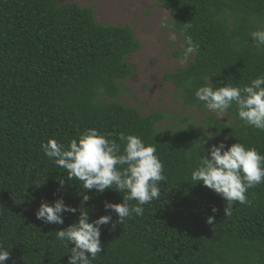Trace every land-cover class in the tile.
Masks as SVG:
<instances>
[{
    "label": "trees",
    "instance_id": "1",
    "mask_svg": "<svg viewBox=\"0 0 264 264\" xmlns=\"http://www.w3.org/2000/svg\"><path fill=\"white\" fill-rule=\"evenodd\" d=\"M161 6L185 49V35L199 45L186 68L165 76L183 110L202 117L199 123L183 113L143 115L119 101L123 81L135 76L128 59L142 47L128 26L99 24L92 8L57 0H0V245L11 252L7 264H68L72 245L65 247L55 231L76 223L79 213H65L63 225L44 224L35 213L41 202L61 197L79 208L83 195L90 197L89 222L111 214L115 224L101 227L103 251L92 264H264V183L246 193L250 206L236 202L226 217V201L191 180L199 153L206 155L207 134L213 138L205 150L239 142L264 155V131L245 127L235 105L223 119L194 96L205 78L213 88L243 87L264 75V47L251 39L264 29V0H162ZM92 128L112 133L108 139L117 143L123 132L156 148L167 180L143 216L117 223L104 203H122V193L87 191L41 150L49 139L67 146Z\"/></svg>",
    "mask_w": 264,
    "mask_h": 264
},
{
    "label": "clouds",
    "instance_id": "2",
    "mask_svg": "<svg viewBox=\"0 0 264 264\" xmlns=\"http://www.w3.org/2000/svg\"><path fill=\"white\" fill-rule=\"evenodd\" d=\"M168 27L167 24L163 25ZM169 40L175 44L177 35L174 31L169 34ZM251 39L257 48L264 47V29L251 33ZM186 49L183 53V62L187 63L192 54L198 50L191 36H184ZM205 86L199 87L195 99L202 102L208 112L224 114L235 105L238 118L245 127L264 131V75H260L243 87L226 85L213 88L210 78H205ZM113 135L101 134L97 129H85L79 139H72L65 146L55 139H49L41 144L44 155L58 168L66 170L69 180L82 183L87 191L96 190L103 193L106 190H115L123 194L122 203L105 201L106 212L116 214L117 223L124 224L126 219L143 216V206L160 196L159 182L166 181L163 175L164 166L156 155L153 145H146L139 136L118 134L120 143L108 139ZM202 139V150L206 155L198 156V164L191 173V180L202 184L214 191L224 201V215H232L234 203L251 205L246 193L249 189L264 183V155L256 148L245 147L242 143L226 147L224 142L213 144L203 149L213 137L211 134ZM60 192L64 187V180H60ZM40 187V186H39ZM86 191V192H87ZM90 197L83 195L79 208L67 205L61 197L53 203L41 202L35 215L44 224H64V214L79 213L78 221L66 229L55 231L56 239L70 248L68 264H92L102 253L101 227L112 224L111 214L103 215L89 222L90 217L84 204ZM135 201V205H130ZM219 209L212 208L216 213ZM208 223H213L209 217ZM11 252L0 245V264H7Z\"/></svg>",
    "mask_w": 264,
    "mask_h": 264
},
{
    "label": "rangeland",
    "instance_id": "3",
    "mask_svg": "<svg viewBox=\"0 0 264 264\" xmlns=\"http://www.w3.org/2000/svg\"><path fill=\"white\" fill-rule=\"evenodd\" d=\"M162 0H57L58 4H75L92 8L96 21L102 25L128 26L141 43V50L130 56L128 62L135 76L122 83L119 101L137 108L143 115L154 110L175 115L183 113L189 119L200 121L196 110H183L181 97L173 83L165 80L168 73L186 68L188 62L176 56L184 52L183 39L170 22L171 13L161 6ZM167 24L168 27L163 25ZM174 31L177 42L169 40ZM194 59L192 54L190 60ZM225 118L224 114H219Z\"/></svg>",
    "mask_w": 264,
    "mask_h": 264
}]
</instances>
